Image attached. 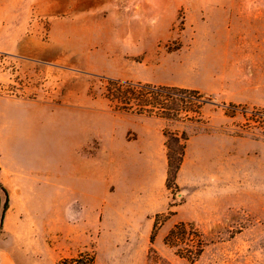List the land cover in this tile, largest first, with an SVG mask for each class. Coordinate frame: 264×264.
<instances>
[{
	"label": "rangeland",
	"instance_id": "rangeland-1",
	"mask_svg": "<svg viewBox=\"0 0 264 264\" xmlns=\"http://www.w3.org/2000/svg\"><path fill=\"white\" fill-rule=\"evenodd\" d=\"M106 78L203 95L187 132L158 122L189 138L177 187L167 188L163 160H125L117 142L97 140L77 151L81 162L96 154L93 181L91 164L74 184L65 164L62 200L48 183L47 199L15 201L23 225L3 247L13 264L84 252L95 264H264V0H0V159L10 148L17 161L55 169V148L27 133L36 114L50 130L93 111L97 131L129 133L136 115L110 108ZM13 117L22 128L9 141ZM180 222L202 237L194 262L165 244Z\"/></svg>",
	"mask_w": 264,
	"mask_h": 264
},
{
	"label": "crops",
	"instance_id": "crops-1",
	"mask_svg": "<svg viewBox=\"0 0 264 264\" xmlns=\"http://www.w3.org/2000/svg\"><path fill=\"white\" fill-rule=\"evenodd\" d=\"M179 67L186 69L187 61L182 63L178 62L176 64V68ZM166 86H177L181 88L193 89L187 85L173 84ZM96 114L97 113L93 111L77 112L75 114L76 117L71 119V126L65 127L64 123H59L58 125L52 127L53 129H50L51 131L47 129V124L43 123L41 115L36 114L34 117L25 118L26 121L29 122L28 125H30V129L27 130V133L30 132V134L33 135V142L36 144L35 146H40L43 149H46L47 146H52L55 148L54 157L56 158V162L52 164L54 165L55 169L52 168L49 170L48 166L44 164L43 170L41 165L37 166L35 164L17 161L15 158L11 157L12 153L10 148L8 150L7 158L0 159V183L7 189L10 199L9 208L5 212L1 226L2 233L0 235V264H13L9 253L3 247H5L9 238L13 236L12 234L17 232L23 225V219L19 218V223L17 220L18 216L20 217V211L17 209L15 204V201H17L18 198L30 199L33 195H39L42 198L47 199L48 183H52L56 186V191L53 193L55 194L54 198L57 200H62L64 193H62L63 191L61 190H63V187L62 185L60 187L58 183H62L63 168L65 164L71 171L69 173V177L72 179L71 181L73 184L79 182V169L81 165L89 167L91 164L92 170L90 171L89 168H87L85 177L88 182H90V179L92 181L94 180L95 174L93 168L95 167L96 154H89L81 162L77 152L79 149L89 148L92 144H95L97 140L104 147L117 142L119 145H121L120 153L123 155V157H125V160H129V157L135 156L142 158L145 162H147L148 165L151 166L155 165L156 162L163 160V179L167 180V148L164 140V131L161 130L158 125V122L167 121L153 117L136 115V118L131 117L130 119L134 125L130 130H128L130 131V134H106L104 131H97L95 121L93 119ZM33 121L35 122L33 123ZM187 123L190 122H183L186 132ZM21 128L22 124L17 118L13 117V122L9 127V131L11 130L8 135L9 141L13 138L14 141H16L17 134L21 132ZM178 132L181 133L184 131ZM130 136L133 137L130 138ZM65 143L68 147L66 153L63 152V146ZM186 155L182 167L186 166L187 164ZM70 191H72V193L78 194L77 190L74 189V186L70 189ZM13 220H15V226L12 224Z\"/></svg>",
	"mask_w": 264,
	"mask_h": 264
},
{
	"label": "trees",
	"instance_id": "trees-1",
	"mask_svg": "<svg viewBox=\"0 0 264 264\" xmlns=\"http://www.w3.org/2000/svg\"><path fill=\"white\" fill-rule=\"evenodd\" d=\"M105 95L110 108L115 112L153 117L167 122H200L202 119L203 95L193 89L177 86L152 85L133 83L115 78H106ZM264 116V115H263ZM264 136V127L261 131ZM166 138L168 168L166 186L177 187V176L182 168L187 142L185 132L164 131ZM0 190L7 195L5 212L9 208L7 189L0 183ZM2 197L0 196V204ZM5 215V213H4ZM162 222L154 223L151 243L154 242V232ZM165 244L174 248L176 254L191 262L196 261L203 252L204 243L192 223L180 222L170 230L165 237ZM57 264H95V259L88 253H81L73 258L61 259Z\"/></svg>",
	"mask_w": 264,
	"mask_h": 264
},
{
	"label": "water",
	"instance_id": "water-1",
	"mask_svg": "<svg viewBox=\"0 0 264 264\" xmlns=\"http://www.w3.org/2000/svg\"><path fill=\"white\" fill-rule=\"evenodd\" d=\"M202 102H204V101H202ZM205 102L211 103V101H205ZM0 195L2 197V202L0 204V228H1L2 223H3L4 213H5V203L7 201V195L2 190H0Z\"/></svg>",
	"mask_w": 264,
	"mask_h": 264
}]
</instances>
